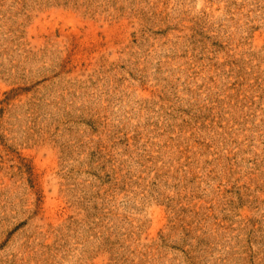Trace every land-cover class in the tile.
Listing matches in <instances>:
<instances>
[{
  "label": "rangeland",
  "instance_id": "obj_1",
  "mask_svg": "<svg viewBox=\"0 0 264 264\" xmlns=\"http://www.w3.org/2000/svg\"><path fill=\"white\" fill-rule=\"evenodd\" d=\"M0 264H264V0H0Z\"/></svg>",
  "mask_w": 264,
  "mask_h": 264
}]
</instances>
